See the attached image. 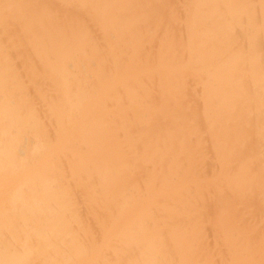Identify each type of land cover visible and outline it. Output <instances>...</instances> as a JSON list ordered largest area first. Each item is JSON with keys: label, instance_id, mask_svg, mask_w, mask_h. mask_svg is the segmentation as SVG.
Instances as JSON below:
<instances>
[{"label": "bare ground", "instance_id": "1", "mask_svg": "<svg viewBox=\"0 0 264 264\" xmlns=\"http://www.w3.org/2000/svg\"><path fill=\"white\" fill-rule=\"evenodd\" d=\"M0 264H264V0H0Z\"/></svg>", "mask_w": 264, "mask_h": 264}]
</instances>
